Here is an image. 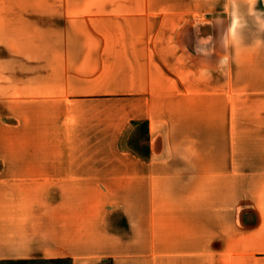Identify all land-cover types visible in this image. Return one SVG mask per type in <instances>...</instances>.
Returning a JSON list of instances; mask_svg holds the SVG:
<instances>
[{
    "label": "crops",
    "instance_id": "1",
    "mask_svg": "<svg viewBox=\"0 0 264 264\" xmlns=\"http://www.w3.org/2000/svg\"><path fill=\"white\" fill-rule=\"evenodd\" d=\"M65 7L103 39L87 54L133 67L124 90L146 141L123 156L12 163L0 264H264V0Z\"/></svg>",
    "mask_w": 264,
    "mask_h": 264
},
{
    "label": "rangeland",
    "instance_id": "2",
    "mask_svg": "<svg viewBox=\"0 0 264 264\" xmlns=\"http://www.w3.org/2000/svg\"><path fill=\"white\" fill-rule=\"evenodd\" d=\"M85 26L68 20L65 0H0V180L16 173L12 163L123 156L144 146L135 93L124 90L133 67L87 54L103 39L85 38ZM11 190L0 183V201Z\"/></svg>",
    "mask_w": 264,
    "mask_h": 264
}]
</instances>
